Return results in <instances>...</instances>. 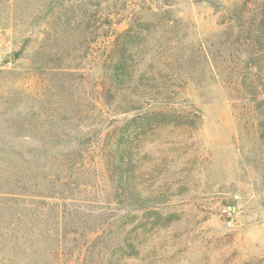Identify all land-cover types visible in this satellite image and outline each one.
<instances>
[{"label":"rangeland","instance_id":"1","mask_svg":"<svg viewBox=\"0 0 264 264\" xmlns=\"http://www.w3.org/2000/svg\"><path fill=\"white\" fill-rule=\"evenodd\" d=\"M127 30L124 114L99 93ZM141 114L126 264H264V0H0V264H78L111 214L102 144Z\"/></svg>","mask_w":264,"mask_h":264},{"label":"trees","instance_id":"2","mask_svg":"<svg viewBox=\"0 0 264 264\" xmlns=\"http://www.w3.org/2000/svg\"><path fill=\"white\" fill-rule=\"evenodd\" d=\"M129 32L130 30H127L118 34L112 51L101 64L102 90L99 93V98L102 99L105 107L114 105L117 112L124 114L141 109L126 97V84L131 77L130 59L126 56V52L138 45L136 36H129ZM248 93L250 97L255 96L252 92ZM153 116H160V114L155 113ZM162 116L171 117L167 114ZM146 117V114H141L124 121L102 144V150H106L105 176L108 175V191L105 200L109 203L107 209H110L111 214L99 222L101 224L98 230L96 228L92 230L91 233L96 234L95 238L82 244L84 252H82L81 260H76L78 264H126L127 260L136 256L138 240L135 234L138 227L127 218L131 214L130 211L144 208L147 200L141 196L135 182L130 159L132 154L130 142L131 138L145 132L146 124L142 121ZM174 117L176 120L167 121L170 124L182 123L181 115L174 114ZM81 159L80 156L67 155L64 163L70 168L76 166ZM50 195L54 197L57 194L50 192ZM128 208H130L128 213L122 214V209ZM116 211L119 212L116 214Z\"/></svg>","mask_w":264,"mask_h":264},{"label":"built area","instance_id":"3","mask_svg":"<svg viewBox=\"0 0 264 264\" xmlns=\"http://www.w3.org/2000/svg\"><path fill=\"white\" fill-rule=\"evenodd\" d=\"M220 216L228 226H233L239 212L238 197L234 196L220 207Z\"/></svg>","mask_w":264,"mask_h":264}]
</instances>
